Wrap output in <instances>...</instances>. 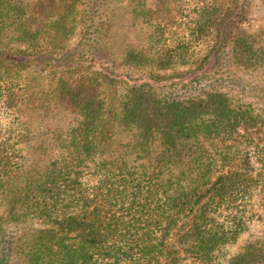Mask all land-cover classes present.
<instances>
[{
	"label": "trees",
	"instance_id": "obj_1",
	"mask_svg": "<svg viewBox=\"0 0 264 264\" xmlns=\"http://www.w3.org/2000/svg\"><path fill=\"white\" fill-rule=\"evenodd\" d=\"M77 1L0 0V30L11 26L26 42L47 28L66 38ZM197 2L185 12L186 33L174 36V47L128 49L122 64L165 69L187 62L193 44L210 39L213 48L200 69L222 48L237 65L264 67V36L258 40L239 27L251 0ZM104 3L87 0L85 16L96 21ZM98 27L94 22L96 37ZM162 37L150 41L158 44ZM99 45L108 53L105 41ZM71 54L54 70L65 71L50 101L72 114L69 127L49 147H35L33 158L26 154L28 117L40 107L47 115L53 107L30 103L24 88L1 77L0 264H179L181 252L209 264L245 227L243 203L264 190V112L222 92L165 95L163 89L185 74L150 73L123 82L111 57L106 70L81 73ZM23 56L0 48V69L10 74L31 66L34 60ZM108 84L125 90L105 106L101 93ZM222 208L230 211L220 221ZM28 220L40 226L25 228ZM255 252L263 258L264 243L228 264H254L249 255Z\"/></svg>",
	"mask_w": 264,
	"mask_h": 264
},
{
	"label": "rangeland",
	"instance_id": "obj_2",
	"mask_svg": "<svg viewBox=\"0 0 264 264\" xmlns=\"http://www.w3.org/2000/svg\"><path fill=\"white\" fill-rule=\"evenodd\" d=\"M198 4L197 0H105L99 8L95 25L96 35L92 34L93 19L85 16L84 9L87 7V0L76 2L75 21L71 23V30L64 38L57 34L55 29H46L42 37L36 41H22L13 31V27L0 30V48L17 50L25 58H32L33 64L25 68H19L12 73H6L0 69V80L3 78L14 80L20 87L24 88L30 103L34 100L39 104L51 103L52 113L42 114L44 109L37 110L35 117H28L27 125L31 130V149L26 152L27 156H35V147L38 149L50 146L54 138L64 133L69 127L72 114L68 111L55 108L50 102L51 91L56 88V81L62 76L65 70L61 68L64 62V54L71 52L70 60L76 61L81 73H86L89 68L108 67L110 57L115 58L117 67L114 70L116 76H120L123 82L132 84L140 76L146 74L175 75L176 79L164 88V94L176 99H186L194 96H202L207 92H222L229 95L235 102L245 105H252L256 112H264V67H243L237 65L230 54L229 49L222 48L216 55L217 59L204 68L200 69V60L213 48V42L208 39L205 42L193 44V56L187 61L179 60L171 67L156 69L148 65L140 67H129L122 64L123 53L128 49L146 48L155 52L160 45L164 48L174 47L175 38L186 33L185 12L188 7L193 8ZM136 7V9H135ZM104 8V10H102ZM86 17V23L81 19ZM104 19V20H102ZM240 30L245 34L262 40L264 36V0H251L249 11L239 25ZM163 37L160 43L150 41V36L160 35ZM175 36V37H174ZM105 41L108 53H103L99 44ZM149 41V42H148ZM164 41V42H163ZM152 44L154 47H152ZM48 60V61H47ZM49 62V63H48ZM38 63V64H37ZM56 65V66H54ZM58 65V66H57ZM77 67H73L77 69ZM110 69V68H107ZM187 73V74H186ZM73 76L76 73L73 72ZM3 77V78H1ZM125 87L119 85H107L101 93L105 106L112 104L114 98H118L121 90ZM160 91V90H159ZM15 127H18L15 125ZM39 148V149H40ZM253 160L257 157L255 151L250 150ZM257 164V163H256ZM244 205L245 227L238 234L237 238L223 245L215 253V259L209 264H228L230 259L242 255L252 245L264 243V190H256L250 198L246 199ZM4 207L0 200V214ZM230 210L221 209L218 219L223 221ZM39 222L28 220L25 228L38 227ZM179 264H204L192 260L191 257L181 252ZM256 258L254 264H264V257H257L256 252L249 255ZM255 260V259H254Z\"/></svg>",
	"mask_w": 264,
	"mask_h": 264
}]
</instances>
